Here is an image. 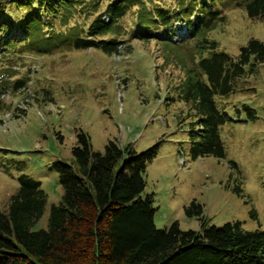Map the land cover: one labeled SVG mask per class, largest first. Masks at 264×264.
Instances as JSON below:
<instances>
[{
    "label": "rangeland",
    "instance_id": "1",
    "mask_svg": "<svg viewBox=\"0 0 264 264\" xmlns=\"http://www.w3.org/2000/svg\"><path fill=\"white\" fill-rule=\"evenodd\" d=\"M12 0H0V38L16 23L32 38L41 30L64 31L74 22L88 24L93 15L71 18L67 25L37 6V32L28 14ZM236 0H139L118 23L125 41L117 54L99 48H56L48 52H0V210L17 188V177L27 173L41 181L47 203L34 229L47 225L49 208L62 195L57 160L70 161L77 134L89 135L92 148L103 151L110 139L132 142L137 152L158 143L146 166L144 194H152L158 228L177 221L182 229L199 228L185 207L192 200L203 206L205 225L239 220L246 229L264 230V62L246 69L233 92L219 105L230 116L220 129L224 156L192 158L189 153L187 107L180 87L189 68L214 50L236 58L252 38L264 41V21L248 16ZM105 3L103 2L101 8ZM165 10L175 19L191 14L202 20L219 10L223 20L209 29L174 41L171 24L156 20ZM34 16V17H35ZM143 22L151 36L132 37V23ZM169 22V21H168ZM175 29V28H174ZM60 39L58 36L53 37ZM177 41L181 37L175 36ZM216 43L198 48V40ZM50 42H33L38 44ZM17 79L23 85L15 88Z\"/></svg>",
    "mask_w": 264,
    "mask_h": 264
},
{
    "label": "trees",
    "instance_id": "2",
    "mask_svg": "<svg viewBox=\"0 0 264 264\" xmlns=\"http://www.w3.org/2000/svg\"><path fill=\"white\" fill-rule=\"evenodd\" d=\"M26 14L25 22L40 21L32 6L59 17L64 25L78 16L93 15L88 24L76 23L53 33L41 30L32 38L29 29L16 23L0 38L1 51L48 52L56 48H99L117 54L125 41L118 36L125 29L118 23L139 0H12ZM105 3L101 8L102 3ZM249 17L264 21V0H236ZM134 13V12H133ZM219 10L209 11L197 20L175 19L159 11L156 20L171 24L174 41L209 29L223 20ZM35 16V17H34ZM169 21V22H168ZM11 25L10 19L0 24ZM132 37L151 36L143 22L132 23ZM60 37L59 41L53 37ZM175 36L181 37L177 41ZM33 42H50L38 44ZM198 48L215 49L207 39L196 42ZM264 62V41L252 37L240 46L234 58L223 51L201 57L189 68L180 87L186 103L189 153L192 158L224 156L220 129L230 120L219 100L233 92V86L246 69L253 71ZM17 79L15 88L23 85ZM0 87V93L5 91ZM159 144L137 152L132 142L108 140L103 151L92 148L85 132L77 134L70 161L57 160L51 165L58 172L61 199L49 208L47 225L34 229L43 215L47 194L41 181L27 173L17 177V188L9 196L6 209L0 210V264H264V230L246 229L239 220L222 225H205L203 206L192 200L185 207L189 217H197L199 228L182 229L177 221L165 228L154 223L152 194L145 189V169L158 154Z\"/></svg>",
    "mask_w": 264,
    "mask_h": 264
}]
</instances>
